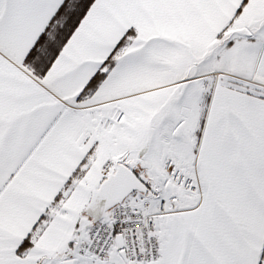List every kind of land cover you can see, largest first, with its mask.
Here are the masks:
<instances>
[{
    "label": "snow or ice",
    "instance_id": "obj_1",
    "mask_svg": "<svg viewBox=\"0 0 264 264\" xmlns=\"http://www.w3.org/2000/svg\"><path fill=\"white\" fill-rule=\"evenodd\" d=\"M0 264H264V0H0Z\"/></svg>",
    "mask_w": 264,
    "mask_h": 264
}]
</instances>
